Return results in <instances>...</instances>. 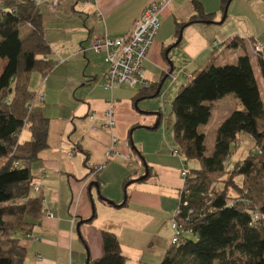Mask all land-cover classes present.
Returning a JSON list of instances; mask_svg holds the SVG:
<instances>
[{
  "label": "trees",
  "instance_id": "16d2710c",
  "mask_svg": "<svg viewBox=\"0 0 264 264\" xmlns=\"http://www.w3.org/2000/svg\"><path fill=\"white\" fill-rule=\"evenodd\" d=\"M190 3L195 13L191 22L217 24L199 0ZM228 3L221 0L222 12ZM24 26L30 29L21 38ZM182 26L176 23V34ZM249 41L253 45L264 42L258 38ZM216 44H211L214 51L219 49ZM222 45L243 49L246 44L244 38L234 36ZM252 49L250 54L264 79V53L254 54ZM50 53L42 13L34 0H0V59L6 61L0 74V160H5L0 166V264L24 263L27 252L20 240L31 233L44 212L42 198L31 195V167L48 146L49 118L28 85L32 72L51 73ZM158 85L141 87L136 96L155 97ZM228 94L242 108L219 124L212 153L206 155L205 134L199 127L209 121L211 103ZM171 109L177 151L186 162L194 160L199 167L187 172L179 191L178 221L184 232L177 243L170 242L159 264H264V192L259 191L264 188V131L260 129L264 100L250 55L245 51L233 63L211 62L197 69L179 88ZM24 128L29 130L30 140L18 143ZM241 134L249 135L258 149L243 161L231 163V147ZM100 233L102 255L92 264H125L118 237L108 230Z\"/></svg>",
  "mask_w": 264,
  "mask_h": 264
},
{
  "label": "crops",
  "instance_id": "0c3cea01",
  "mask_svg": "<svg viewBox=\"0 0 264 264\" xmlns=\"http://www.w3.org/2000/svg\"><path fill=\"white\" fill-rule=\"evenodd\" d=\"M150 1L162 0H99L96 6L86 0H57L55 8H52L51 0H43L38 6L51 9L54 16L64 15L58 11L60 4L70 11L68 16L78 24L77 34H73V37L79 45L76 46L75 43L77 51L72 47L73 56L78 53L80 55L82 51L85 58L96 37L104 34L114 37L128 32ZM242 1L249 0L230 2L229 15L227 13L226 19L220 24L218 21L222 19L224 12L220 10L221 0H199L203 11L212 14L213 21L217 23L211 25L190 21V17L195 14L190 0H171L168 7L159 14L160 26L144 61L147 80L156 84L164 77L168 70L165 51L174 45L180 33L181 41L176 46L183 53L182 66L188 73L185 75L186 82L197 69L211 62L233 63L245 51L256 65V59L250 54L252 43L249 39L258 38V34L250 35L248 25L242 23L243 20L236 14ZM40 11L44 19L43 10ZM176 23L184 24L179 34L175 32ZM74 29L75 27L72 28ZM234 36L244 38L246 45L243 49L222 45ZM213 41L219 43L218 50L212 49ZM91 56L92 62L79 57V65L86 63L91 68L89 74L94 73L93 78L86 81L88 84L99 79L100 85L106 69L104 55L93 52ZM87 83L82 85L87 86ZM96 86H88L87 89L92 94L93 90L100 88ZM103 90L100 96L85 97L75 108L65 110V105H60L61 116H46L49 118L48 146L39 153L38 160L31 167L34 185L39 186L38 194H33L36 191L32 190L31 195L42 198L44 211L31 233L40 236L41 240L35 241L25 236L21 238L20 245L27 252L23 264H86L88 258V264H92L102 255V245L99 236L90 241L84 234V224L94 225L92 220L95 218V222L100 223L95 228L111 231L118 237L122 253L127 258L125 264H159L170 247L172 231L169 218L184 185V179L180 175L183 160L169 155V147L173 143H155L154 151L159 157L156 159L149 158L148 152L136 150L129 137L132 130L128 132L121 126L122 107L119 102L114 101L116 125L112 130L102 129L108 102L110 99L114 100L113 90L104 87ZM107 91L112 93L110 99L106 98ZM43 100V95L35 98V102H40L37 105L41 109ZM19 134L18 143L28 141H20ZM115 137L122 141H117L116 152L111 153L110 147ZM131 150L142 158V154H145L148 165L145 167L140 164ZM84 152L88 153V158ZM120 154L129 156V160H125ZM132 158L134 164L131 162ZM145 173L146 177L138 180ZM136 182L141 183L136 185ZM94 183H97V187H90ZM120 188L123 189L124 196L121 195ZM99 195L114 205L102 200ZM47 212H51L53 216L48 217ZM106 213L110 214V221L103 218ZM73 215L74 224L71 222ZM80 221L84 222L79 226L81 234L78 235L76 225Z\"/></svg>",
  "mask_w": 264,
  "mask_h": 264
},
{
  "label": "rangeland",
  "instance_id": "374dc122",
  "mask_svg": "<svg viewBox=\"0 0 264 264\" xmlns=\"http://www.w3.org/2000/svg\"><path fill=\"white\" fill-rule=\"evenodd\" d=\"M253 1L255 0H249L248 2L242 1L241 5L238 6L236 14L239 16L241 21L243 20L242 23L248 25L251 32L249 33L250 35H253V33L258 34V40H264V0H257L254 3ZM57 8L58 11L63 12L64 15L54 16V14L50 11V8V10H48L47 8L43 9L42 6L40 7L44 14V35L51 47V53L48 58L53 62L54 68L47 76H44L36 71L32 72L28 85L29 90L34 92L35 98H40L41 95L44 96V100L41 102L43 105L42 112L48 117L61 116L59 115L61 114L60 105H65V110H69L75 108L79 102L84 100L85 97L87 98L90 95L97 97L104 92L102 84L99 85V79L94 80L89 84L86 82L87 80H91L94 76V73L89 74L91 70L90 66H87L86 63L83 66L79 65V57H82L84 60L88 59L91 60V62L93 61V57L91 56V53H93L90 48L91 46L89 47L91 50L87 52L85 58H83L82 51H80V55L78 53V55L76 54L73 56L74 51H72V47H74L77 51L76 46L79 45L77 43V39L73 37V34H77L76 29H78V24L73 21L74 19L68 16L70 11H68V9H66L62 4L58 5ZM232 10L233 8L231 11ZM28 27L29 26H24L20 29L21 38L25 37L24 34L29 30ZM74 27L75 29L72 30ZM178 47L179 46H175L171 49V51L174 49V52L172 51L171 55V51L168 53L169 58L173 61L174 69L172 73L167 76L159 95L155 97L139 98L136 95L139 93L141 87L131 88L125 84L116 87L113 90V95L110 91L105 92V95L107 94L106 98L108 99H110L112 95L114 101L117 103L119 102L122 107L121 126L128 132L132 130L130 140L136 150L142 151V153L148 152L149 158L153 157L156 159L159 157L156 154V151H154L156 145L155 143H173V146L169 147V155L171 157L174 156L181 158L183 160V162H181V167L189 172L197 169L199 164L194 160L185 162V159L181 156V154H179L177 147H175L172 130L174 117L171 112V103L179 91V88L186 82L185 75L188 74L187 71L184 70L185 67L182 66L183 62L181 59H183V53ZM71 56H73V58L69 60V57ZM252 56L254 57L253 54ZM5 62V60L0 59V72L3 69ZM255 75L262 100H264V79H262V76L256 66ZM173 78H175V80H173ZM47 79L48 82H46ZM83 83H87V86H83ZM95 85L100 86V88L93 90L91 94L87 87ZM13 87L14 82L11 84V88ZM134 96L136 97L133 98ZM36 102L37 104H40V102ZM211 106L212 112L209 121L199 127V131L205 134L206 155H211L212 153L216 130L219 124L233 110L242 108L238 100L232 94H228L224 98L211 103ZM157 121H159L158 127L156 129H152L153 125H155ZM116 123L117 119H115V125ZM260 129L264 131V120L260 122ZM30 137V132L27 128L20 131V141L24 142L25 140H29ZM115 140L120 142L122 141L118 139V137H115ZM171 149L173 150L172 152ZM257 149L258 147L254 144V140L249 135L241 134L236 144L234 143L231 147L232 158L229 159V161L231 160V163L236 160L243 161L251 153H255ZM132 155H134L133 157H137L140 164L148 165L145 154H142V158L139 157L135 151H132ZM131 162L134 164L133 158ZM3 163H5V160H0V166ZM90 176L93 175L90 174ZM236 181L240 183L241 179L237 178ZM140 183L141 182H136L134 184L139 185ZM112 188L114 190V187ZM260 190L261 192H264V188L260 187L259 191ZM120 193L124 196L122 188H120ZM33 194H38V192H33ZM231 194H234V192ZM262 199H264V197H262ZM103 218L107 221L111 220V216L108 213L103 215ZM95 220L96 218L92 220V222L94 221V225L84 224V234L90 238V241H93L94 237L99 236L101 243V230L98 229L100 227L95 228V226H98L100 223L98 221L95 222ZM79 233L81 234L80 231ZM84 247H86V245Z\"/></svg>",
  "mask_w": 264,
  "mask_h": 264
},
{
  "label": "built area",
  "instance_id": "2783aa9c",
  "mask_svg": "<svg viewBox=\"0 0 264 264\" xmlns=\"http://www.w3.org/2000/svg\"><path fill=\"white\" fill-rule=\"evenodd\" d=\"M43 0H34V3L39 5ZM90 1L95 6L99 0H86ZM171 0L162 1H150L141 14L134 20L132 28L123 35L110 36L104 34L103 36L96 37L92 44L91 49L95 53H102L104 55L103 60L106 65L105 72L103 74L102 86L112 91L116 86L128 85L131 88L142 87L146 88L151 85L150 81L147 80L144 70V61L147 57V53L154 43L155 36L160 26L159 14L165 8L168 7ZM57 5V0H51L52 8ZM100 15V13L98 14ZM101 16V15H100ZM217 42L213 41V45H217ZM253 47V53H264V42L257 41ZM85 49H83L84 51ZM175 80V78H173ZM115 102L110 99L108 102L107 109L104 114V123L102 129L112 130L115 125ZM95 115H93V118ZM117 140L113 139L110 152L115 151V145ZM109 152V153H110ZM108 153V156H109ZM125 160H129V156L120 154ZM17 162H14V166ZM183 179L187 177V171L183 169L180 172ZM33 191H38L39 186L34 185ZM180 203L176 205L171 213L169 219V225L172 231L170 242L175 244L178 242L179 237L184 232L182 225L178 221L180 214ZM184 205L187 202H183ZM48 217H52L51 212H47ZM257 217V215H254ZM71 222L74 224L75 216H72ZM27 238L38 241L41 240L40 236L29 233L26 235ZM39 257V256H38ZM40 258V257H39Z\"/></svg>",
  "mask_w": 264,
  "mask_h": 264
},
{
  "label": "water",
  "instance_id": "95a60500",
  "mask_svg": "<svg viewBox=\"0 0 264 264\" xmlns=\"http://www.w3.org/2000/svg\"><path fill=\"white\" fill-rule=\"evenodd\" d=\"M231 1H232V0H229L228 5L225 7V10H224V12H223V17H222L221 21L218 22V23H222V22L225 20L226 15H227V13H228V7H229V4H230ZM204 23H210V21H204ZM181 37H182V34L180 33V34H179V38H178V40L176 41V43H175L174 45H171L170 47H168V48L166 49V51H165V58H166L167 63H168V71L166 72V74L164 75V77H162V79L160 80L159 85H158L157 90H156V95L159 94V92H160V90H161V88H162V86H163V84H164V82H165L167 76L170 75V73H172V71H173V69H174L173 61L169 58L168 53L171 51L172 48H174L176 45H178V44L180 43V41H181ZM158 125H159V121H157V122L155 123V125H153L152 129H156V128L158 127ZM145 167H146V165H145ZM145 177H146V173H145L140 179H138V180H142V179H144ZM92 185H93L94 187H97V183L90 184V187H91ZM97 192H98V190H97ZM98 193L100 194V191H99ZM99 196H100V195H99ZM100 198H101L102 200L108 202L109 204H113V205H114L113 202H111V201H109V200H107V199H104V198H102L101 196H100ZM88 220H90V219H88ZM83 222H84V221H80V222L77 223V225H76V232H77V234L79 233V226H80ZM78 235H79V234H78ZM86 251H87V250H86ZM87 256H88V251H87ZM88 261H89V258L87 259L86 264H88Z\"/></svg>",
  "mask_w": 264,
  "mask_h": 264
}]
</instances>
